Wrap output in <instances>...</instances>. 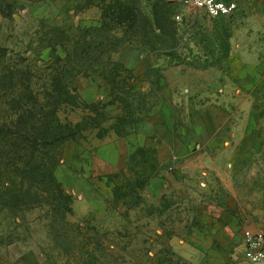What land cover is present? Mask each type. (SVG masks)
Returning <instances> with one entry per match:
<instances>
[{
    "label": "rangeland",
    "instance_id": "374dc122",
    "mask_svg": "<svg viewBox=\"0 0 264 264\" xmlns=\"http://www.w3.org/2000/svg\"><path fill=\"white\" fill-rule=\"evenodd\" d=\"M235 1L211 17L179 0H0V124L24 90L10 66L41 93L60 39L103 29L117 50L58 113L84 127L54 174L68 223L50 221L60 200L10 207L0 137V264H249L244 230L264 231V0Z\"/></svg>",
    "mask_w": 264,
    "mask_h": 264
},
{
    "label": "trees",
    "instance_id": "16d2710c",
    "mask_svg": "<svg viewBox=\"0 0 264 264\" xmlns=\"http://www.w3.org/2000/svg\"><path fill=\"white\" fill-rule=\"evenodd\" d=\"M126 9L131 11L132 8ZM102 33H105L103 29H95L89 35L78 37L72 49L67 45L71 39H60L62 54H58L55 65L43 78L44 91L41 93L32 87L31 68L10 66L11 88L20 86L24 89L10 97V120L0 124V137H8L6 143L10 148V188L7 193L10 207L55 206L60 200L64 209H52L50 221L68 220L66 203L68 205L69 195L54 174L61 164L66 145L74 141L84 127L82 123L61 121L58 113L66 105H77L74 83L79 76L94 71L89 68L96 63L93 59L101 65L104 64L102 56L110 57L117 51L107 43V34ZM93 34L96 38L88 39ZM77 95L80 97L79 92ZM35 182L43 184L41 192L35 190Z\"/></svg>",
    "mask_w": 264,
    "mask_h": 264
},
{
    "label": "built area",
    "instance_id": "2783aa9c",
    "mask_svg": "<svg viewBox=\"0 0 264 264\" xmlns=\"http://www.w3.org/2000/svg\"><path fill=\"white\" fill-rule=\"evenodd\" d=\"M195 8L206 9L211 17L230 16L238 11L235 0H179ZM245 259L249 264H264V231L246 229L243 233Z\"/></svg>",
    "mask_w": 264,
    "mask_h": 264
},
{
    "label": "water",
    "instance_id": "95a60500",
    "mask_svg": "<svg viewBox=\"0 0 264 264\" xmlns=\"http://www.w3.org/2000/svg\"><path fill=\"white\" fill-rule=\"evenodd\" d=\"M203 14H204V15H207V11H206V9H203Z\"/></svg>",
    "mask_w": 264,
    "mask_h": 264
},
{
    "label": "crops",
    "instance_id": "0c3cea01",
    "mask_svg": "<svg viewBox=\"0 0 264 264\" xmlns=\"http://www.w3.org/2000/svg\"><path fill=\"white\" fill-rule=\"evenodd\" d=\"M142 125H143V124H142ZM142 144H144V141H142ZM142 144H141V145H142ZM146 144H147L148 146L150 145V144H149V143H147V142H146Z\"/></svg>",
    "mask_w": 264,
    "mask_h": 264
}]
</instances>
